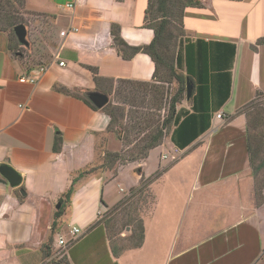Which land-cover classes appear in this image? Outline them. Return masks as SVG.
Wrapping results in <instances>:
<instances>
[{
  "label": "crops",
  "instance_id": "0c3cea01",
  "mask_svg": "<svg viewBox=\"0 0 264 264\" xmlns=\"http://www.w3.org/2000/svg\"><path fill=\"white\" fill-rule=\"evenodd\" d=\"M148 1L28 0L31 11L54 17L55 44L45 56L37 50L36 56H14L8 34L0 32V165L22 177L18 188L0 180V264H51L57 238H70L72 227L83 234L68 247L66 264L260 263L264 184L256 191L262 170L254 172L250 162L244 109L257 94L264 95V44H258L264 39V0H196L183 10L178 43L189 47L193 74L209 77V128L179 149L171 141L176 128L171 126L144 160L119 166L114 178L79 179L50 242L59 199L78 172L94 163L98 139L110 137L103 112L54 87L78 94L99 91L102 85H96L87 67L114 84L152 82L151 58L137 53L124 59L111 34L112 27L118 28L129 47L150 45L154 32L146 20ZM230 45L235 48L232 60ZM33 48L30 44L29 54ZM40 67L47 71L37 84L18 82L22 75H36ZM213 73L215 82L210 80ZM196 87L189 100L177 104L176 113L191 112L195 95L200 108L205 106ZM223 97L227 99L221 106ZM218 113L223 114L220 120ZM58 134L62 146L54 153ZM137 168L145 178L163 172L149 186L153 202L142 215L143 243L114 257L106 229L98 222L138 186Z\"/></svg>",
  "mask_w": 264,
  "mask_h": 264
},
{
  "label": "trees",
  "instance_id": "16d2710c",
  "mask_svg": "<svg viewBox=\"0 0 264 264\" xmlns=\"http://www.w3.org/2000/svg\"><path fill=\"white\" fill-rule=\"evenodd\" d=\"M168 3L169 0H156L155 4H153L152 0L148 1V7L146 9V20L148 21V27L151 28L154 32V39L148 46L143 47H129L126 45L120 38L118 34V28H113L111 30V34L113 36L114 45L116 46L118 52L121 53L124 59H129L131 56L137 53H143L148 55L155 65V73L153 76L152 82H135L129 80H119L117 81V87H114V83L111 80H104L98 77V72L96 68L87 67V69L92 74L94 81L97 86L108 84L105 86L107 90H99L97 92L102 93L104 95H108L111 93H115L118 95L119 100H122L123 103L129 104L130 106L134 107H144L146 104V97H152L151 108L160 109L162 100H163V91L161 90V84L164 82L161 78H158V72L160 66L165 67L177 84V90L174 96L170 100L169 105V113L167 117L163 120V124L161 127L159 126V119L154 117L153 113H142L139 111L131 112L132 117L130 119L131 124L128 130L122 125V120L124 118V109L121 107H117L111 102H108L103 108L97 109L95 106L91 104L87 97V93H70L67 89L62 87H54L56 91L72 95L75 97H80V99L86 103L91 109L97 111L100 110L103 112L108 118V126L106 132L108 134H113L117 140L124 142L125 145H129L131 142L128 141L129 137L132 135L134 136V140L136 143L134 144L135 148L131 151H136L130 153L129 155L125 156L123 153L118 152H104L100 164L93 163L91 165L86 166L82 170H80L75 178L72 179L71 185L68 190L63 194V196L59 199L58 204L60 205L59 208L54 213V219L51 226V237L50 242L52 241V236L54 234L57 221L63 214V207L67 204L72 196L74 191V185L79 180L82 179L85 175H91L98 169H103L104 167H109L111 171L110 179L114 178L117 175L118 167L127 163L131 162H141L144 160L148 152L159 146L162 143L163 138L165 137L167 129L170 126H176L172 133L171 141L172 143L179 149H184L189 146L193 141H195L203 132H205L210 126V106H208V81L209 77L205 75L198 76L196 73L193 74L191 71V61L189 56V47L185 45L182 49L180 42L178 43L177 50L175 55L169 56L166 53L170 51V44L172 38L169 36L168 39L165 38V33L167 31V26L170 25V18L168 14ZM23 4L24 0H0V32H6L8 34L9 44L8 49L9 51L16 57H20L23 55V52H20L19 48L21 47L15 34L14 28L17 25H24L27 27V24L24 22L23 19ZM196 0H185L184 4L182 5V10L180 14V25L182 28V18H183V10L186 7L196 5ZM153 23H150V21ZM157 22V23H156ZM183 29V28H182ZM181 34L180 36H182ZM258 44H264V39L259 40ZM231 47V55L230 58L234 57L235 48L233 45ZM184 51V58L182 59V53ZM180 70H184L185 74L180 73ZM211 76L210 80L215 82L217 79L215 73ZM224 77H229V73H223ZM189 81L191 88L193 84H196L197 95H201L203 99H205V106L200 108L199 101H197V96L193 97L192 100V108L191 112L189 111H179L176 113L175 106L180 104L182 100L186 98L187 89H186V82ZM166 82V81H165ZM230 87V84H229ZM227 92L229 93V88H227ZM192 93V89H191ZM227 93V95H228ZM261 95V94H260ZM227 98L223 97L220 100V105L224 104ZM216 111V110H215ZM214 111V112H215ZM181 113V114H180ZM246 119H247V114ZM181 122H179V120ZM177 124V125H176ZM247 126L249 127L248 123ZM125 131H127V135H125ZM147 131L143 137H139L142 133ZM256 137V134H250L247 129V149L250 154V162L252 167L254 168V172L258 169L264 170V159L261 161V164L254 165V161L252 158L251 151H254L252 148L253 144H259L260 140ZM263 139L264 144V136H261ZM261 144V143H260ZM62 146V139L60 135H56L54 137L53 143V152L59 153ZM133 146V147H134ZM258 146L257 148H259ZM258 151V149H256ZM118 164L117 167L114 169V165ZM136 174L140 177V181L138 186L131 188L127 194L124 196L117 204L113 207L109 208L108 210H118L121 207L126 214V222L127 224L125 227H129V233L131 234L129 239H121L122 244L117 245L111 242V228L108 225V222H103L100 220L98 223L104 225L109 241V246L111 253L114 257H118L125 251L132 250L139 248L143 243L144 239V228H143V220L142 217L136 213L137 207H126L127 204L131 199H133L136 195L142 196L145 200L149 198L153 202V196L150 193L149 186L159 178L163 171H157L152 174L150 177L145 178L141 168L135 169ZM2 182H5L3 178H0ZM263 185L259 187L262 189ZM258 191V190H256ZM125 206V207H124ZM136 217H133L132 214ZM60 264V263H59Z\"/></svg>",
  "mask_w": 264,
  "mask_h": 264
},
{
  "label": "rangeland",
  "instance_id": "374dc122",
  "mask_svg": "<svg viewBox=\"0 0 264 264\" xmlns=\"http://www.w3.org/2000/svg\"><path fill=\"white\" fill-rule=\"evenodd\" d=\"M153 4H155L156 0H152ZM185 0H169L168 3V14L170 18V25L167 26V31L165 33V38L168 39L170 36L172 38L171 44H170V51L166 54L169 56H174L175 52L177 50L178 46V40L180 38V35L183 34V29L180 25V14H181V8L184 4ZM23 19L24 22L27 24V41L30 44L34 45L33 53L29 54V46L24 47L20 45L19 48L20 52H23V54L30 55H37L35 54L36 50L39 52V55L45 56L48 55L50 52L52 46L55 44V38L57 35V28L54 25V17L48 16L43 13H38L31 11L28 8V0H24L23 4ZM149 20V19H148ZM150 21V20H149ZM148 22V21H147ZM150 23H153V21ZM157 23V22H156ZM37 52V53H38ZM158 78H161L164 82L161 84V90L163 91V100L161 104L160 109L151 108L152 103V97L148 96L146 97V104L144 107H134L130 106L129 104H125L122 102V100H119L118 95L114 92L111 94H108L109 102L113 103L117 107H121L124 109V118L122 120V125L125 127L126 130L130 127L131 124V117L133 111H139L146 114H154V117L156 119H159V126L163 124V120L167 117L169 113V105L170 100L174 96L176 90H177V84L173 78H171L169 71L163 67L160 66L159 72L157 75ZM166 81V82H165ZM108 84H102V87H100V90H107L105 89V86ZM114 87H117V83L113 84ZM102 94V93H101ZM177 106V105H176ZM175 106V109H176ZM245 114H247V123L249 127L247 126L248 132L250 134H256V137L259 138L260 143L253 144L252 148L254 151H251L252 158L254 161V165L261 164V161L264 159V144L263 139H261V136H264V95L263 94H257L256 97L247 105V107L244 109ZM171 126L165 131L167 134L170 130ZM125 135H127V131L124 132ZM147 131L142 133L139 137H143ZM148 134V133H147ZM131 143L129 145H125L124 142L117 140L113 134H110V137L102 136L98 139V143L96 144V152H95V160L94 164L97 163L100 164L102 156L104 152H124L123 154L125 156L129 155L130 153L136 152L131 151L135 148L134 144L136 143V140H134V136H130L129 140ZM134 146V147H133ZM260 146L259 148H257ZM258 149V151H256ZM117 163L114 165L117 167ZM92 175H103L104 178H109L111 176L110 168L104 167L103 169H98L91 175H85L83 178H88ZM256 183V190H259V187L264 184V170L259 174L258 178L255 181ZM158 188V187H157ZM159 190V189H157ZM127 196V195H126ZM261 196L258 193L257 199H259ZM142 196L136 195L133 199H131L127 204H125L126 207H137V212L141 217L143 213H146L149 208L151 207L152 200L147 198L145 204V200H143ZM124 206V207H125ZM253 206V203H252ZM113 207V206H112ZM135 215L132 216L136 217ZM103 222H108V225H110L111 228V242L117 245H121L123 242L121 239H129L130 233H129V227H125L127 224L126 220V214L123 211V208L121 207L118 210H105L104 213L101 216ZM69 239V238H68ZM67 240V239H66ZM53 249L51 251V255H53ZM51 264H66L67 259L66 256L60 259H50ZM258 264V263H257ZM259 264H264V255L261 258V261Z\"/></svg>",
  "mask_w": 264,
  "mask_h": 264
},
{
  "label": "water",
  "instance_id": "95a60500",
  "mask_svg": "<svg viewBox=\"0 0 264 264\" xmlns=\"http://www.w3.org/2000/svg\"><path fill=\"white\" fill-rule=\"evenodd\" d=\"M13 31L19 44L24 47H28L29 43L27 41L26 27L24 25H17ZM186 89H187L186 100H189L191 96V85L189 81L186 82ZM87 97L91 102V104L95 106L97 109L103 108L109 102L108 96L96 91L89 92L87 94ZM0 176L3 179H5V181L8 183V185L11 188H18L22 183L21 175L17 173L13 168H11L9 165L6 164L0 165ZM21 192L24 194V191ZM58 207L59 204L57 205V208Z\"/></svg>",
  "mask_w": 264,
  "mask_h": 264
},
{
  "label": "built area",
  "instance_id": "2783aa9c",
  "mask_svg": "<svg viewBox=\"0 0 264 264\" xmlns=\"http://www.w3.org/2000/svg\"><path fill=\"white\" fill-rule=\"evenodd\" d=\"M61 36L64 35V32L60 33ZM63 62H59V66H63ZM47 68L46 67H40L38 69V73L36 75L33 74H27L22 75L18 78V82L21 84H30L34 85L37 84L39 79L46 73ZM217 119H222L223 114L218 113L216 114ZM70 238L69 239H63L62 237H58L55 246L53 249V255H51V259H60L66 256V251L70 245H72L74 242H76L83 234V232H80L78 228L72 227L70 230Z\"/></svg>",
  "mask_w": 264,
  "mask_h": 264
}]
</instances>
